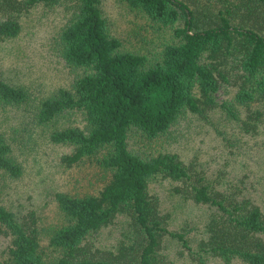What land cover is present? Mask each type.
Returning <instances> with one entry per match:
<instances>
[{"label":"trees","instance_id":"obj_1","mask_svg":"<svg viewBox=\"0 0 264 264\" xmlns=\"http://www.w3.org/2000/svg\"><path fill=\"white\" fill-rule=\"evenodd\" d=\"M63 1L0 0V43L20 36L32 9ZM68 1L72 16L56 40L67 65L80 72L72 88L42 99L34 117L48 125L81 113L86 128L56 127L49 139L72 147L61 157L67 166L97 157L104 185L83 196L56 194L67 222L53 229L49 253L42 248L36 212L19 215L0 203V235L11 239L0 264H173L168 236L196 264H208L211 256L264 264V209L241 187L219 188L178 153L131 147L134 135L161 139L184 116L209 122L217 108L246 133L258 131L264 122V0H125L153 23L173 29L174 38L156 57L122 50L102 0ZM224 86L234 89V97L219 101ZM28 99L26 87L0 70V109ZM0 170L15 179L23 174L2 134ZM156 176L179 181L177 192L212 208L207 237L197 248L192 230H171L170 215L150 190ZM120 218L126 226L110 248L103 247L100 235Z\"/></svg>","mask_w":264,"mask_h":264},{"label":"rangeland","instance_id":"obj_2","mask_svg":"<svg viewBox=\"0 0 264 264\" xmlns=\"http://www.w3.org/2000/svg\"><path fill=\"white\" fill-rule=\"evenodd\" d=\"M112 33L120 39L122 50L156 57L163 45L174 38L172 28L153 23L142 11L132 8L125 0H102ZM68 0L54 6L41 4L23 17L19 37L0 43V70L6 80L23 85L29 99L20 106L0 109V134L11 146V156L21 164L23 174L11 178L0 170V203L19 215L35 211L39 220L42 248L49 253L50 235L54 228L67 222L56 200L58 192L73 196L94 193L104 185L103 170L97 157L88 158L75 166L62 163L61 157L72 151L68 145L50 141V131L56 127L80 125L87 122L81 113H69L52 124L35 120L38 103L54 96L61 88H72L79 70L63 59L57 36L71 18ZM234 89L224 86L218 100L234 97ZM246 116V108L239 109ZM209 122L195 115L184 116L169 136L146 139L134 135L131 147L153 153L173 152L225 189L241 187L264 209V122L256 132H245L239 121L221 108L210 113ZM181 183L162 176L151 180L150 190L160 200L161 208L170 215L174 231L192 230V246L197 248L207 237L206 225L212 208L198 204L176 191ZM124 218L106 229L99 237L100 245L111 247ZM167 253L173 264H196L188 255H180V242L171 236ZM11 239L0 235V261L8 257ZM208 264H246L240 259L231 263L211 256Z\"/></svg>","mask_w":264,"mask_h":264}]
</instances>
